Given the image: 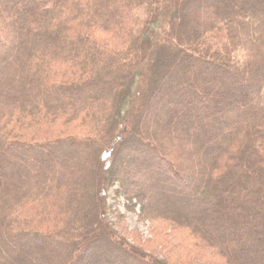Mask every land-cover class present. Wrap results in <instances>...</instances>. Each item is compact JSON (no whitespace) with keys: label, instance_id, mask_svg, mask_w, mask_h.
<instances>
[{"label":"trees","instance_id":"obj_1","mask_svg":"<svg viewBox=\"0 0 264 264\" xmlns=\"http://www.w3.org/2000/svg\"><path fill=\"white\" fill-rule=\"evenodd\" d=\"M23 2L0 1V264H168L120 198L264 264V0Z\"/></svg>","mask_w":264,"mask_h":264},{"label":"rangeland","instance_id":"obj_2","mask_svg":"<svg viewBox=\"0 0 264 264\" xmlns=\"http://www.w3.org/2000/svg\"><path fill=\"white\" fill-rule=\"evenodd\" d=\"M0 1L4 2L5 0ZM17 3L22 5L24 2L23 0H17ZM11 41L14 44L19 42L17 38L12 39ZM165 128L168 129V127ZM163 139L165 140V138ZM166 147L175 151L177 145H168ZM175 154L178 156L179 161L180 152H174L173 155ZM115 189L116 188L111 189L108 193V205H113L115 203ZM119 202L120 203L116 207L114 206V210L117 211V213L111 215L112 222L115 227L119 229L120 233L126 236L130 243L133 242L139 248L142 246L144 250L151 252L157 258L166 260L168 264H194L195 260L192 261L191 259H194L197 256H201L202 260L198 258L200 264H222L217 257H211L210 254L201 253L192 249L190 247L191 240L185 232L173 229L171 226L165 224H152L148 220L139 217L140 209L138 206L136 207V205L132 204L131 206L133 207V210H128L123 198H120ZM159 202H161V205L165 204L168 208L171 206L170 208L174 207L173 210L179 211L176 206L171 204L168 205L163 198H159ZM117 216L121 217V219H119V217L117 218ZM211 226L214 227L215 225L211 224ZM155 229L164 230V233L171 234L175 242L174 245L172 243L170 245L165 244L160 238L155 237ZM208 260L211 262L207 263Z\"/></svg>","mask_w":264,"mask_h":264}]
</instances>
